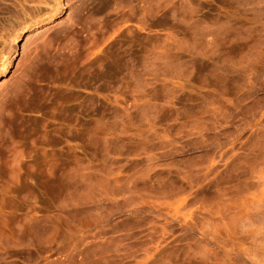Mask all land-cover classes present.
Returning <instances> with one entry per match:
<instances>
[{
	"label": "rangeland",
	"instance_id": "374dc122",
	"mask_svg": "<svg viewBox=\"0 0 264 264\" xmlns=\"http://www.w3.org/2000/svg\"><path fill=\"white\" fill-rule=\"evenodd\" d=\"M35 182L0 264H264V0H0V207Z\"/></svg>",
	"mask_w": 264,
	"mask_h": 264
},
{
	"label": "bare ground",
	"instance_id": "6f19581e",
	"mask_svg": "<svg viewBox=\"0 0 264 264\" xmlns=\"http://www.w3.org/2000/svg\"><path fill=\"white\" fill-rule=\"evenodd\" d=\"M9 64H7V65H5L4 66V68L1 70V75L2 76H4L5 74H7V72H8V69H9ZM75 69V68H74ZM61 80V79H60ZM53 84H56V83H53ZM87 85V84H86ZM85 85V86H86ZM98 88V87H97ZM99 91V90H98ZM60 92V91H59ZM100 92V91H99ZM73 93V92H72ZM70 94V93H69ZM95 98V97H94ZM111 98V97H110ZM45 99V98H44ZM52 99V98H51ZM62 99V98H61ZM75 99V98H74ZM46 100V99H45ZM56 101V100H55ZM57 102H58V100H57ZM60 102V101H59ZM72 102H73V99H72ZM51 103H52V101H51ZM64 103V102H63ZM68 102H66V104H67ZM96 103V102H95ZM70 104V103H69ZM51 105V104H50ZM75 105V104H74ZM55 106H56V104H55ZM79 106V105H78ZM77 106V107H78ZM52 107H53V109H52ZM51 107V109H49V111L51 110H54V106H52ZM67 107V106H66ZM73 107V106H72ZM75 107V106H74ZM81 107V106H80ZM102 107H103V105H102ZM60 108H62V107H60ZM65 108V107H64ZM55 109H56V107H55ZM77 109V108H76ZM82 109V108H81ZM57 110V109H56ZM60 110H62V109H60ZM69 110V109H68ZM78 110H79V108H78ZM59 111V110H58ZM57 111V113L59 114V112H60V117L59 116H54V115H52L54 118H56L55 120L57 121V117H59V118H61L60 119V124L62 125V127L60 128V130H62L61 132L64 134V136L67 138L68 136H66L65 134H67V132H68V135H69V132H71L70 130L71 129H69V128H71V125L69 124V123H66L67 122V120H69V118L70 117H68V112L70 111H68L67 112V110L66 109H63L62 111H59L58 112ZM73 111H74V109H73ZM73 111H70V112H73ZM55 112V111H54ZM82 113V112H81ZM84 113V112H83ZM86 113V112H85ZM58 114H56V115H58ZM104 114V113H103ZM66 115H67V118L68 119H66ZM81 115L82 114H80V112H78L77 113V115L75 116V118H76V122L77 123H81V120L80 119H83V120H85L84 119V117L82 118L81 117ZM94 115V114H93ZM102 115V114H101ZM65 116V117H64ZM69 116H70V114H69ZM84 116V115H83ZM51 117V116H50ZM87 117V116H86ZM85 117V118H86ZM54 118H50V120L51 119H53V121H54ZM94 118V117H93ZM66 119V120H65ZM71 119V118H70ZM95 119V118H94ZM96 119H97V117H96ZM95 119V120H96ZM50 120H48V121H50ZM65 120V121H64ZM83 120H82V123H83ZM95 120H93V121H95ZM102 120V119H101ZM74 121V122H75ZM104 121V120H103ZM55 122V121H54ZM59 122V121H58ZM69 122V121H68ZM48 122L46 121V124H47ZM51 123H52V120H51ZM105 123V122H104ZM100 123H99V121H98V125H99ZM51 125V124H50ZM53 125V124H52ZM51 125V126H52ZM70 125V126H69ZM79 125V128L81 129V127L83 126V124H82V126H81V124H78ZM47 125H45V126H43L44 128L46 127ZM64 126V127H63ZM81 126V127H80ZM38 127V126H37ZM54 127V126H53ZM57 126H55V128H50V126H48V128H49V131H47V134H51V136H52V134H53V137H54V135H58V130L59 129H57L56 128ZM72 127H73V124H72ZM86 127V126H85ZM101 127V126H100ZM47 128V127H46ZM47 128V129H48ZM83 128V127H82ZM108 128V127H107ZM50 129H52V130H50ZM69 129V130H68ZM84 130H86L85 128H84ZM60 132V133H61ZM66 132V133H65ZM62 134V135H63ZM81 134V133H80ZM80 134H79V136H80ZM64 137V139H66ZM50 138V137H49ZM51 140H49V142L48 143H50L51 145H52V143H54V144H56V143H58V141L54 138L53 140H52V138H50ZM62 140H63V137H62ZM64 141V140H63ZM66 141H68L67 139H66ZM65 142V141H64ZM69 142V141H68ZM53 144V145H54ZM50 145V146H51ZM55 146V145H54ZM57 147V146H56ZM58 147H59V145H58ZM70 147V146H69ZM68 147V148H69ZM54 148V147H53ZM67 149V148H66ZM65 149V150H66ZM37 152V151H36ZM52 153H56V152H52ZM50 154V153H48L46 150L45 151H43V153H42V155H43V157L46 159L45 160V162L47 163V165H49V168H50V166H51V168H52V166H53V164L55 163V162H53L54 161V158H55V156L56 155H54V154ZM68 153V152H67ZM62 155V154H61ZM67 155V154H66ZM66 155H64L63 154V158H64V156H66ZM72 155V154H71ZM70 155V156H71ZM79 155V154H78ZM40 156V155H39ZM40 158H42V157H40ZM61 158V157H60ZM62 158V159H63ZM66 158H67V156H66ZM66 158H64L63 159V163L65 164V162H67L68 163V161H66ZM70 159H71V157H69ZM73 159V158H72ZM67 160H68V158H67ZM37 161V160H36ZM57 162V161H56ZM71 162V161H70ZM57 164H58V162H57ZM55 165V164H54ZM65 165H67V164H65ZM34 167V166H33ZM55 171V170H54ZM37 172V171H36ZM40 172V171H39ZM44 175H45V172L43 173ZM42 174L41 173H35V179H36V182H37V178H41L42 176H41ZM46 176H47V179L48 180H50V179H54V172H53V170L52 169H50V170H48V172H47V174H46ZM53 177V178H52ZM36 182H35V184H36ZM39 182V181H38ZM52 182H53V180H52ZM52 184V183H51ZM38 185V183L34 186V188H33V190H31V194H32V196H30V194L28 195V196H30V197H32L33 199H34V203H32L33 202V200L32 201H30V203H32V204H28L27 203V201H26V199L28 200V197L27 196H23L22 197V200H19V201H17L18 200V198H17V196H15V197H13V198H11L12 200H10V197H8L9 198V203H8V207H9V209H10V212H6V210H9L8 209V207L5 205V203L3 204V206L2 207H0V245H1V243H2V246H6L9 242L11 243V240H14V241H16V240H18V241H21L22 239H23V230L22 229H24V228H26L25 227V225H26V222L31 218H29L28 220H27V218H28V216L30 215H28L27 216V218L26 217H24V218H22L23 216L22 215H24V214H22V215H20L19 214V212H21L22 211V209H24V210H26V212H32V211H34V210H36L35 212H33V213H37V207H39L40 206V204L41 203H39V206H38V196L41 194L40 192H39V187L37 186ZM21 186V185H20ZM31 186H33V185H31ZM28 187H30V186H28ZM24 188V187H23ZM31 188V187H30ZM48 188V187H47ZM53 188V187H52ZM29 189V188H28ZM32 189V188H31ZM49 189V188H48ZM16 190V189H15ZM18 190V189H17ZM20 190V189H19ZM18 190V191H19ZM30 190V189H29ZM50 190V189H49ZM11 192V191H10ZM20 192V191H19ZM40 193V194H39ZM48 193H49V191H48ZM51 193H53L52 191L50 192V194ZM17 194V193H16ZM15 195V194H14ZM10 196H11V194H10ZM51 196L52 195H50L49 197H48V195H47V200H46V202H45V205H48V206H50V208H52L53 209V207H51L52 206V204H53V202H52V199H51ZM40 197V196H39ZM54 197V196H53ZM8 198H7V200H8ZM39 200H42V199H39ZM54 200V199H53ZM29 202V201H28ZM3 203V202H2ZM42 207V206H41ZM50 208H49V210H50ZM39 209H40V207H39ZM38 209V210H39ZM51 209V211H53ZM23 212V211H22ZM21 212V213H22ZM33 213L31 214V215H33ZM8 214H9V216H8ZM52 214V213H51ZM27 215V214H26ZM35 215V214H34ZM35 218V217H34ZM51 218V217H50ZM25 220V225L24 224H22L23 222H21L22 220ZM33 219V218H32ZM36 219V218H35ZM23 220V221H24ZM50 220V219H49ZM31 221V220H30ZM32 221H34V220H32ZM37 222V221H36ZM36 222H33L34 223V225L35 226H37L36 225ZM33 223H32V227L31 228H34V226H33ZM38 223V222H37ZM40 223V222H39ZM28 224H31V222L29 223L28 222ZM12 226L14 227L13 228V230H14V233H15V235H13L12 237H9V234H7V232H9V230H12ZM28 227L30 226V225H27ZM31 228H29V230L31 229ZM35 229V228H34ZM30 232V231H29ZM9 233H11V232H9ZM13 233V232H12ZM12 233H11V235H12ZM16 239V240H15ZM26 241V240H25ZM4 248L5 247H3V249L2 250H4ZM1 249V248H0ZM3 252V251H2ZM8 255V254H7ZM2 258H4L3 256H2ZM3 262V261H2Z\"/></svg>",
	"mask_w": 264,
	"mask_h": 264
}]
</instances>
